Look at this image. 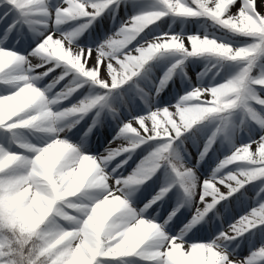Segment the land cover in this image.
Listing matches in <instances>:
<instances>
[{"label": "snow or ice", "instance_id": "snow-or-ice-1", "mask_svg": "<svg viewBox=\"0 0 264 264\" xmlns=\"http://www.w3.org/2000/svg\"><path fill=\"white\" fill-rule=\"evenodd\" d=\"M0 264H264V0H0Z\"/></svg>", "mask_w": 264, "mask_h": 264}, {"label": "rangeland", "instance_id": "rangeland-1", "mask_svg": "<svg viewBox=\"0 0 264 264\" xmlns=\"http://www.w3.org/2000/svg\"><path fill=\"white\" fill-rule=\"evenodd\" d=\"M105 28H111L110 22H105ZM112 130L105 128L98 132L95 136L92 137V151L99 152L103 151V148L107 144V141L111 138ZM115 147V145H113ZM134 166V165H133Z\"/></svg>", "mask_w": 264, "mask_h": 264}]
</instances>
